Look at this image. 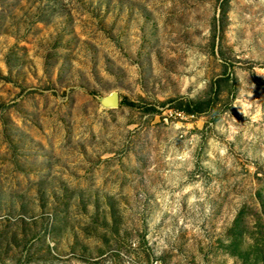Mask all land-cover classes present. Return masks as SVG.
Instances as JSON below:
<instances>
[{
	"label": "rangeland",
	"instance_id": "1",
	"mask_svg": "<svg viewBox=\"0 0 264 264\" xmlns=\"http://www.w3.org/2000/svg\"><path fill=\"white\" fill-rule=\"evenodd\" d=\"M0 264H264V0H0Z\"/></svg>",
	"mask_w": 264,
	"mask_h": 264
},
{
	"label": "trees",
	"instance_id": "2",
	"mask_svg": "<svg viewBox=\"0 0 264 264\" xmlns=\"http://www.w3.org/2000/svg\"><path fill=\"white\" fill-rule=\"evenodd\" d=\"M130 107H134V104H128ZM177 109L182 112H186L188 114H196L201 113L203 111V108L206 106L205 103H191V102H178Z\"/></svg>",
	"mask_w": 264,
	"mask_h": 264
},
{
	"label": "water",
	"instance_id": "3",
	"mask_svg": "<svg viewBox=\"0 0 264 264\" xmlns=\"http://www.w3.org/2000/svg\"><path fill=\"white\" fill-rule=\"evenodd\" d=\"M111 98V100H110ZM120 98L116 92H112L110 96H106L100 99L99 104L102 109H118L120 106Z\"/></svg>",
	"mask_w": 264,
	"mask_h": 264
},
{
	"label": "bare ground",
	"instance_id": "4",
	"mask_svg": "<svg viewBox=\"0 0 264 264\" xmlns=\"http://www.w3.org/2000/svg\"><path fill=\"white\" fill-rule=\"evenodd\" d=\"M111 94V93H110ZM110 94L109 95H107V96H110ZM106 97V96H105ZM110 100H111V98H110ZM112 101V100H111Z\"/></svg>",
	"mask_w": 264,
	"mask_h": 264
}]
</instances>
